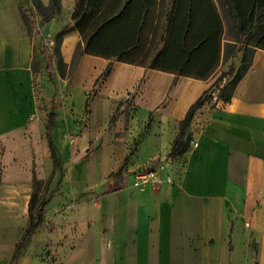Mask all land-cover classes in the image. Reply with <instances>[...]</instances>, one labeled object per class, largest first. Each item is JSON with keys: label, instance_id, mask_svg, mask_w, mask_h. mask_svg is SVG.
<instances>
[{"label": "crops", "instance_id": "crops-1", "mask_svg": "<svg viewBox=\"0 0 264 264\" xmlns=\"http://www.w3.org/2000/svg\"><path fill=\"white\" fill-rule=\"evenodd\" d=\"M19 4L0 0V264L27 263L13 255L29 224L34 178L45 187L46 205L25 251L39 258L28 264H264V51L255 53L231 101L215 100L197 112L188 132L198 147L164 166L170 181L138 187L135 172L168 158L179 123L222 71L197 80L114 62L103 91H120L110 82L121 69L130 78L123 93L135 90L129 106L112 121L113 98H74L79 114L89 105L92 123L74 140L50 112L57 167L46 134V71L41 94L35 85V62L45 68L44 54ZM79 41L76 31L64 37V64L73 61ZM104 61L84 55L75 75L92 69L94 82Z\"/></svg>", "mask_w": 264, "mask_h": 264}, {"label": "trees", "instance_id": "trees-1", "mask_svg": "<svg viewBox=\"0 0 264 264\" xmlns=\"http://www.w3.org/2000/svg\"><path fill=\"white\" fill-rule=\"evenodd\" d=\"M63 0H50L51 18L60 11ZM42 8L41 0H33ZM25 21V19L23 18ZM72 25L59 36L72 31L80 41L74 54L76 67L84 55L109 60L101 74L108 78L113 63H125L187 77L208 80L225 60L241 55L237 69L230 67L189 108L179 123L178 134L169 156L189 151L192 136L188 132L197 112L215 100L231 101L237 85L251 68L257 50L264 51V0H77L71 14ZM46 70L54 69V54L44 50ZM59 64L60 47L57 48ZM114 118H112L113 120ZM55 114L46 127L48 145L55 166L60 159L53 141ZM41 183L34 178L29 202V224L16 244L13 260L30 243L43 223L44 199L38 203L35 189Z\"/></svg>", "mask_w": 264, "mask_h": 264}, {"label": "rangeland", "instance_id": "rangeland-1", "mask_svg": "<svg viewBox=\"0 0 264 264\" xmlns=\"http://www.w3.org/2000/svg\"><path fill=\"white\" fill-rule=\"evenodd\" d=\"M76 2L77 0H63L61 2L60 11L56 13L52 18H51L52 12L48 8L49 4L42 3L43 4L42 8H37L33 3V0H21V4H19L22 16L25 19L24 23H25L26 31L29 34V36L33 38L35 48L38 49V51H40L41 53H43L44 50H51L55 56L54 69L53 71H51L52 73L48 72L46 70V67L45 68L42 67L39 61L35 62L34 68L36 70L35 73L36 92L38 93V95L42 93L41 80L46 71L48 73L47 81H45L47 88L46 102L48 103L49 114L50 112L56 113L57 116L56 123L58 122V127L64 129L69 135V138L71 140L76 139V137H78L81 132L92 127L91 120L89 119L90 121H87V118L91 114V111L88 109L89 105H87L86 109L79 114L76 112L74 107V103H73L74 98L78 103H80L82 98H84L85 96L87 97L89 103L98 98L106 101L108 99L113 98L115 102V108L113 109V113H112L113 115L111 118H114L112 120L114 121L119 115H121V113H123V108L129 106L130 99H128L127 97L132 96V94H134L135 92V90H133L132 92H129L127 94L123 93L124 92L123 88L126 86L124 82L128 81L130 78H127L124 74V71H122L121 69H119L116 76L110 82V84L118 86L120 91L117 92V94H111V93L108 94L107 92L103 91L104 89H107L106 86L107 78L101 77V74L103 72L100 75H97L95 81L93 82L92 69L85 70L84 74L75 75L77 68V66L76 67L74 66L75 59H73L71 64H62V65L59 64V58L57 57L58 47H60V58H62L61 57L62 44L59 43V36L60 33L66 27L72 25L71 14L73 12ZM51 24H57V25L55 27H52L50 26ZM60 24L61 26L58 28ZM239 61H240V54H237L234 58L229 59L228 61L224 60L220 64L215 75H218L219 72L221 71L228 72L231 66H233L234 69H237L239 65ZM104 62L105 64H107V66L110 63L108 62V60ZM224 68L225 71H223ZM56 80H58V82ZM62 80L65 81L63 82V85L60 84ZM156 80L157 79H153L152 83L157 84ZM149 93L151 94L150 98H153V94L151 90L149 91ZM144 114H145L144 111H140L137 114V116L139 118H143ZM96 124L97 126H99V128L103 127V121H98L96 122ZM144 126L145 127H143V130H145L148 125L146 124ZM178 130H179V126H178ZM190 148H191V143H190ZM135 151H137L136 144L132 147L130 155H134ZM130 155L127 156V158L124 161L123 164L124 169L127 166ZM176 160L180 161L179 157L168 156V158H166L165 160L158 159L156 161H153L152 163L153 165L151 167H145L146 169H142V170H145L144 171L145 173L148 171L156 172L159 180V183L156 184V186H158L165 181H170V178L164 176L163 168L171 161H176ZM123 168L121 170H123ZM142 170L141 169L137 170L135 172V176ZM181 172H182V167H179L178 172H176V176L178 178L181 175ZM127 177H128V173L124 175V178ZM44 189L45 187H43L42 185L38 186L35 189V192L38 197V203L43 199V197L45 198L44 195H41V193L44 192ZM29 244L27 246H29ZM25 251H27V247H25L20 252V256L16 260L17 262L23 256L26 257V261H27L26 264H28L31 261H35L36 257L37 259L39 258L38 251L34 252L33 250H30V252L26 253V255H25ZM36 262H38V260Z\"/></svg>", "mask_w": 264, "mask_h": 264}, {"label": "built area", "instance_id": "built-area-1", "mask_svg": "<svg viewBox=\"0 0 264 264\" xmlns=\"http://www.w3.org/2000/svg\"><path fill=\"white\" fill-rule=\"evenodd\" d=\"M51 45V44H50ZM198 147V144L195 142H191V148ZM145 170L140 171L135 176V185L138 187H145V186H156L159 183L157 173L154 171L144 172Z\"/></svg>", "mask_w": 264, "mask_h": 264}]
</instances>
